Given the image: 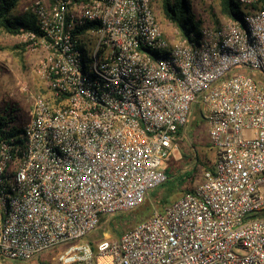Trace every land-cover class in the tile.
Segmentation results:
<instances>
[{"label": "built area", "instance_id": "1", "mask_svg": "<svg viewBox=\"0 0 264 264\" xmlns=\"http://www.w3.org/2000/svg\"><path fill=\"white\" fill-rule=\"evenodd\" d=\"M194 40H168L150 0H29L45 93L21 144L0 142V264L64 248L55 264H264V4ZM215 154L193 193L87 242L101 215L142 205L166 181L192 107Z\"/></svg>", "mask_w": 264, "mask_h": 264}, {"label": "rangeland", "instance_id": "2", "mask_svg": "<svg viewBox=\"0 0 264 264\" xmlns=\"http://www.w3.org/2000/svg\"><path fill=\"white\" fill-rule=\"evenodd\" d=\"M28 1L21 0L15 12L23 13L24 6ZM188 1L190 11L197 19L206 21L211 14H215L219 17L220 24L218 26L227 20V18L219 15L218 0ZM151 3L165 37L168 40L178 39L181 33L172 22L165 19L160 0H151ZM187 29H189L192 39L196 40L199 28L192 29L187 26ZM181 36L187 37L184 34ZM18 45L23 46L18 34L11 36L0 30V111L7 110L9 118H13L15 126L24 124L28 120L31 109V96L36 93L43 94L42 84L34 72L37 61L36 56L17 48ZM214 161L215 154L209 142L207 122L202 117L201 109L194 105L190 122L181 130L178 139L175 141L173 153L167 162V165L178 170L176 178L171 180L174 185L172 193L168 192L164 185L161 188L151 190L144 203L132 212L119 213L113 217L101 215L98 228L89 234L84 241L95 243L104 239L117 240L127 229L148 219L154 212H160L165 202H174L180 198L186 187H195L202 180L203 174L213 167ZM195 162L198 164V170L194 179L189 184L178 185L176 179L192 170ZM116 217H119V219H115ZM63 249L62 247L46 252L41 255V259L54 264L53 259ZM37 260H32L27 264H38ZM8 263L15 264V262Z\"/></svg>", "mask_w": 264, "mask_h": 264}, {"label": "trees", "instance_id": "3", "mask_svg": "<svg viewBox=\"0 0 264 264\" xmlns=\"http://www.w3.org/2000/svg\"><path fill=\"white\" fill-rule=\"evenodd\" d=\"M50 1L53 2L55 0ZM20 2L21 0H0V30L11 36H15L26 31H34L38 33L36 21L32 15L25 12H15ZM218 4L219 15L221 17L227 19L241 18L243 11L236 0H218ZM260 4H264V0H260ZM160 6L165 19L172 22L178 28L181 35H187L189 33L187 26H190L192 29L200 28L203 25L215 28L220 24L219 17H217L215 14H211V16L208 17L206 21L195 18V16L190 11L188 0H160ZM17 48L27 51L24 46L18 45ZM42 92L45 93V91ZM195 105H197V107H199V109L202 111V101L196 103ZM22 127L23 124H19V126L14 125L13 118H9V112L7 110L0 111V142L5 141L10 143V141L13 139L17 144H21ZM183 157L186 158L185 156ZM193 165L194 168L192 170L186 172L184 175H180L176 179L178 185L189 184L192 179H194L198 170V164L195 162ZM164 171L167 181L158 188H161L165 185L164 187L168 190V192L172 193L174 185L171 180L176 178L178 170L174 167H170V165H167L166 162L164 164ZM207 171L212 173L213 167L209 168ZM193 190L194 187H186L183 195L193 193ZM172 202H165V205L162 206L160 212L164 211V209ZM115 219H119V217H116ZM34 260H37L36 262L38 264H51L42 260L41 255ZM15 264L27 263L15 262Z\"/></svg>", "mask_w": 264, "mask_h": 264}]
</instances>
